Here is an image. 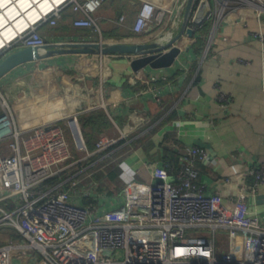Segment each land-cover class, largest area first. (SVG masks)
I'll use <instances>...</instances> for the list:
<instances>
[{
  "label": "crops",
  "instance_id": "obj_1",
  "mask_svg": "<svg viewBox=\"0 0 264 264\" xmlns=\"http://www.w3.org/2000/svg\"><path fill=\"white\" fill-rule=\"evenodd\" d=\"M143 1L108 0L96 14L101 34L76 28L77 14L66 8L59 28L42 24L40 30L49 42L143 43L161 37L168 42L180 35L188 0H149L174 14L164 27L139 33L134 27ZM221 12L194 38L186 32L180 37L182 56L171 68L135 72L128 54H67L22 65L0 80V87L23 126L48 120L57 112L54 106H65L67 114L82 112L80 124L94 151L102 136H125L118 149L134 146L119 166V184L109 181L121 187L104 196L106 209L119 210L134 188L145 189L153 177L178 178L186 150L194 145L212 158L198 162L199 181L232 203L243 185L254 186L251 172L264 168V45L257 35L264 33V12L240 0H230ZM222 93L229 104L219 99ZM113 152L104 151L102 159ZM140 198L146 202V195ZM249 209L264 226V184L250 192ZM12 237L7 227L0 228L2 241Z\"/></svg>",
  "mask_w": 264,
  "mask_h": 264
},
{
  "label": "built area",
  "instance_id": "obj_2",
  "mask_svg": "<svg viewBox=\"0 0 264 264\" xmlns=\"http://www.w3.org/2000/svg\"><path fill=\"white\" fill-rule=\"evenodd\" d=\"M107 1L64 0L0 53L9 47L48 44L37 27L45 22L54 27L68 6L77 14L76 28L101 34L96 14ZM199 1L187 23L192 28H196L192 16ZM229 1L211 0L209 20L223 15ZM240 2L264 12V0ZM173 14L174 9L145 0L134 29L141 33L151 26L164 27ZM257 35L264 45V33ZM219 99L226 105L230 102L223 93ZM67 112L56 120L23 126L0 88V228H13L21 236L0 244V264H264V226L249 209L250 192L264 184V168L253 170L254 186L243 185L236 201L227 204L221 192H209L199 181L198 162L212 158L208 150L194 145L187 148L175 180L153 177L145 189L134 188L119 210L106 209L104 196H99L98 206L85 205L82 197L92 195V190L77 189L80 172L62 177L95 153L115 151L125 136H102L96 150H91L79 120L82 112L66 116ZM64 120L66 129L60 124ZM67 127L78 158L73 156ZM56 178L61 181L48 184ZM144 195L145 203L140 198ZM21 258H28L27 263Z\"/></svg>",
  "mask_w": 264,
  "mask_h": 264
},
{
  "label": "water",
  "instance_id": "obj_3",
  "mask_svg": "<svg viewBox=\"0 0 264 264\" xmlns=\"http://www.w3.org/2000/svg\"><path fill=\"white\" fill-rule=\"evenodd\" d=\"M195 1L196 0L188 1L186 23H184L180 35L170 39L168 42L167 40L164 41L163 37H161L159 40L143 43H129L127 41H69L49 42L44 46H28L21 48L9 47L0 53V80L22 65L40 62L67 54H128L134 58L131 61V66L135 72L147 68L154 70L171 68L182 56L183 50L177 44L180 37L186 32V34L194 38L196 30L203 27L210 18L212 12L211 1L200 0L196 11L192 16V25L196 28L187 26Z\"/></svg>",
  "mask_w": 264,
  "mask_h": 264
},
{
  "label": "trees",
  "instance_id": "obj_4",
  "mask_svg": "<svg viewBox=\"0 0 264 264\" xmlns=\"http://www.w3.org/2000/svg\"><path fill=\"white\" fill-rule=\"evenodd\" d=\"M66 9L72 11L71 6H68ZM45 26H47L50 29L52 28L56 29V27L49 26L48 23H46ZM205 26H206L205 28H207L209 27V24L207 25L205 24ZM87 117L88 116H85V119ZM87 144L91 150H94L95 147L92 148L93 145L89 144L88 140H87ZM135 147H138V144ZM131 148H134V146H132L131 144L129 145L127 144L124 147L114 151L113 154H110L104 159H102V157L105 155L104 152L97 154L96 156H93L89 161L84 162L76 167H73L71 170L67 171L62 177V179L63 180L67 179L70 176L76 174L77 172L83 170L84 168L85 170L82 171V173H80L78 176H76V179L80 181V184L77 187V189L78 190H83V189L92 190V195H87V196L82 197V201L85 205H95V206L97 205L98 206L101 196L111 197L115 194V190L121 187L120 185H117L118 187L114 188L112 187L109 181L119 184V182H117L119 180L118 169L125 155L130 152ZM60 179L56 178L53 181L49 182L48 184H51L52 182L53 184L59 183L61 181ZM71 182H69V184L66 185V187H69ZM104 199H106V197ZM7 228L12 232L15 238L21 237L20 234L17 232V230L10 228V227H7Z\"/></svg>",
  "mask_w": 264,
  "mask_h": 264
},
{
  "label": "bare ground",
  "instance_id": "obj_5",
  "mask_svg": "<svg viewBox=\"0 0 264 264\" xmlns=\"http://www.w3.org/2000/svg\"><path fill=\"white\" fill-rule=\"evenodd\" d=\"M63 2L64 0H0V51L18 36L34 29Z\"/></svg>",
  "mask_w": 264,
  "mask_h": 264
},
{
  "label": "rangeland",
  "instance_id": "obj_6",
  "mask_svg": "<svg viewBox=\"0 0 264 264\" xmlns=\"http://www.w3.org/2000/svg\"><path fill=\"white\" fill-rule=\"evenodd\" d=\"M46 23V22H45ZM44 23V24H45ZM60 23H58V24H56L54 27H56V28H59L60 27ZM37 28H40V26H38ZM1 88V87H0ZM2 89V88H1ZM70 97H68V99H69ZM54 108H57V112H56V114L54 115V116H49L50 118L48 119V120H50V121H52V120H56V118L59 116V114H61V113H63L64 111H66L67 109H66V107L64 106V107H55L54 106ZM61 109V110H60ZM62 126H64V128L66 129V126H67V121L66 120H64V121H61V123H60ZM67 136H68V138H69V140H70V144H71V147H72V151H73V156L74 155H76L75 157H80V155H79V153H77V152H75V146H74V143H73V140H72V137H71V134H70V132H69V129H68V127H67ZM72 161H73V159H72ZM87 162V161H86ZM196 233H198V232H196ZM1 240V239H0ZM1 242H2V244L3 243H5L6 241H2L1 240ZM220 245V244H219Z\"/></svg>",
  "mask_w": 264,
  "mask_h": 264
}]
</instances>
